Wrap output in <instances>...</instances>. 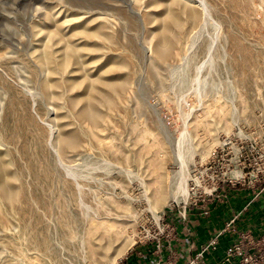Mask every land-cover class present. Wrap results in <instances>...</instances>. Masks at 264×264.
I'll return each mask as SVG.
<instances>
[{
  "label": "rangeland",
  "instance_id": "obj_1",
  "mask_svg": "<svg viewBox=\"0 0 264 264\" xmlns=\"http://www.w3.org/2000/svg\"><path fill=\"white\" fill-rule=\"evenodd\" d=\"M63 1L0 0V264H121L228 189L264 201V0Z\"/></svg>",
  "mask_w": 264,
  "mask_h": 264
},
{
  "label": "crops",
  "instance_id": "obj_2",
  "mask_svg": "<svg viewBox=\"0 0 264 264\" xmlns=\"http://www.w3.org/2000/svg\"><path fill=\"white\" fill-rule=\"evenodd\" d=\"M226 196L225 201L209 207L207 216L201 215L199 209L187 208L185 220L171 221L174 228L171 239L137 247L121 264H189L217 235L216 249L204 251L203 264H226L225 250L241 232L259 236L264 228L262 192L236 188L228 189ZM231 218L232 227L221 233Z\"/></svg>",
  "mask_w": 264,
  "mask_h": 264
},
{
  "label": "built area",
  "instance_id": "obj_3",
  "mask_svg": "<svg viewBox=\"0 0 264 264\" xmlns=\"http://www.w3.org/2000/svg\"><path fill=\"white\" fill-rule=\"evenodd\" d=\"M183 209L185 210V207H183ZM185 213L184 211V216L182 215L183 220L186 219ZM201 215H209V209L203 208ZM233 223L234 219L231 218L224 225L221 233L231 228ZM167 227H169L171 231H174L173 226L171 227L170 224H168ZM218 236L219 235L211 239L205 248L210 250L216 249ZM204 251L199 252L197 258L189 264H203ZM225 256L226 264H264V228L262 234L259 236H254L249 231L241 232L237 239L226 248Z\"/></svg>",
  "mask_w": 264,
  "mask_h": 264
},
{
  "label": "bare ground",
  "instance_id": "obj_4",
  "mask_svg": "<svg viewBox=\"0 0 264 264\" xmlns=\"http://www.w3.org/2000/svg\"><path fill=\"white\" fill-rule=\"evenodd\" d=\"M47 1H50V2H48V3H50V4H56L57 6H59V8L58 9H60V8H62L64 5H66V7H68L67 6V4L65 3V1H63V0H47ZM191 1V0H190ZM194 2H197V3H199V6H201V7H204V4H203V1L202 0H193ZM192 1V2H193ZM193 4V3H192ZM125 6H126V8L128 9V10H130V1L129 0H126V2H125ZM69 8V7H68ZM87 8V10L86 11H88V12H86L85 14L86 15H89L90 14V11H94V12H96V11H101L100 13H97V14H103V15H106L107 17H109V18H114V19H116V20H118V21H120V19H122V18H119V10L117 9V8H115V6H112V7H110V6H103V5H97V6H94V7H86ZM185 8V7H184ZM185 9H187V7L185 8ZM62 12V11H61ZM190 12V11H189ZM92 13V12H91ZM95 13H93L92 15L90 14L89 16L90 17H92L93 15H94ZM196 14H198V10H197V13ZM196 14L195 13H192V11H191V16H188L189 18H191V20H192V18H194V17H196ZM118 17H117V16ZM188 15H190V13L188 14ZM204 16H208V14L207 13H205V15ZM121 17V16H120ZM205 17V18H206ZM94 19V18H93ZM96 19V18H95ZM171 19V18H170ZM177 19V18H176ZM205 20H207V18L205 19ZM204 20V21H205ZM170 21V20H169ZM177 21V20H176ZM179 21V20H178ZM171 23H174L173 21L171 22ZM203 23V22H202ZM174 25V27H175V25H178V24H173ZM170 27V26H169ZM178 27V26H177ZM171 28V27H170ZM180 29H181V27H179ZM179 28H176V29H179ZM165 29H166V24H165ZM164 29V30H165ZM168 29V28H167ZM172 29V28H171ZM171 29H168V30H170V31H168V32H171L172 30ZM163 30V32H165ZM164 34V33H163ZM174 34H176V33H174ZM87 35V34H86ZM171 35V34H170ZM103 36H104V34H103ZM163 36V35H162ZM91 37V36H90ZM164 37V36H163ZM167 37V36H166ZM172 38V37H171ZM173 39V38H172ZM171 40V39H170ZM161 40H159V42H160ZM174 41V40H173ZM162 42H163V44L165 45L162 49H160V45L162 44ZM161 43H160V45H158L159 47H158V49H159V51H157L156 52V55H157V57L159 58V60L160 59H165V58H167L168 57V55H169V46H171L170 45V43H172V41H169V40H167L166 38L164 39L163 38V41H162ZM175 42V41H174ZM157 44H158V42H157ZM183 56V55H182ZM185 59V58H184ZM184 59H182V61L184 60ZM45 60H48V59H45ZM184 62V61H183ZM182 65V64H181ZM185 66V65H184ZM187 66V65H186ZM178 67H180V66H178ZM174 68H176V67H174ZM187 68V67H186ZM172 69V68H171ZM170 69V70H171ZM177 69V68H176ZM175 69V70H176ZM180 69H181V67H180ZM179 69V70H180ZM184 69H185V67H184ZM172 71V70H171ZM181 71V70H180ZM185 72V71H184ZM195 72H196V70H195ZM182 73V72H181ZM199 69H198V71L194 74L195 76H194V80H196V83H199ZM175 74V73H174ZM173 76V75H172ZM179 77V76H178ZM174 78V77H173ZM184 78V77H183ZM177 81H178V78H177ZM182 82H184V81H182ZM201 84V83H200ZM87 114V113H86ZM89 117V116H88ZM89 119V118H88ZM90 119L92 120V122L94 121V120H96L95 119V116L93 115V114H90ZM89 119V120H90ZM65 136V135H64ZM69 137H71L70 135H69ZM75 139H76V137L74 138V139H70V142H68L67 144H68V146L69 147H73V149H74V147L76 146V141H75ZM39 142V141H38ZM64 142V141H63ZM40 143V142H39ZM67 144H66V146H67ZM63 147V146H62ZM77 147H79V146H77ZM64 149V148H63ZM70 149V148H69ZM73 149H72V151H73ZM69 151V150H68ZM71 151V150H70ZM73 152H76V151H73ZM78 152V151H77ZM101 162V161H100ZM103 162H105V161H103ZM103 162H101V163H98L99 165L100 164H102ZM106 163H107V161H106ZM106 163H105V165H106ZM108 165H109V163H107ZM98 165V166H99ZM97 166V167H98ZM99 168V167H98ZM55 169V168H54ZM102 169V168H101ZM74 176H76V175H74ZM79 176V175H78ZM79 178V177H78ZM87 178V177H86ZM92 178V177H91ZM90 178V179H91ZM94 178V177H93ZM75 179H76V177H75ZM103 180V179H102ZM79 185V184H78ZM100 186H101V184H99ZM95 186H97V185H95ZM99 186V187H100ZM68 188V187H67ZM78 188H80V187H78ZM91 188V187H90ZM93 190H95V189H93ZM79 191H81V190H79ZM78 191V192H79ZM69 192V191H68ZM80 193V192H79ZM67 194V193H66ZM178 194H180L181 196H184V191L182 190V187H178L174 192H173V194H172V198L173 199H176V197H177V195ZM82 195V194H81ZM68 196L70 197V194H68ZM72 197H73V195H71ZM83 196V195H82ZM71 198V197H70ZM72 200V199H71ZM74 200H75V198H74ZM74 200H72V203H73V201ZM82 200V199H81ZM69 202V201H68ZM81 202V201H80ZM77 203H78V201H77ZM83 203V202H82ZM70 204V203H69ZM65 205V204H64ZM82 205V204H81ZM86 205V204H85ZM68 206L69 205H67V206H65V207H67L68 208ZM89 207V206H88ZM91 208V207H90ZM150 208H152V207H150ZM88 209V208H87ZM65 212H66V210H65ZM64 212V213H65ZM68 220V219H67ZM67 220H66V222H67ZM74 219H72L71 221H73ZM65 221V220H64ZM64 221H63V223H64ZM65 222V223H66ZM68 223H70V222H68ZM67 223V224H68ZM62 224V223H61ZM70 226L72 225V224H69ZM75 225V224H74ZM61 226H63V225H61ZM68 226V225H67ZM76 226V225H75ZM67 228V227H66ZM75 228V227H74ZM74 228H73V230H74ZM61 229V228H60ZM69 230H70V228H68ZM76 229V228H75ZM71 230H72V228H71ZM62 231V230H61ZM66 231V230H65ZM61 234H63V233H61ZM60 234V235H61ZM65 234V233H64Z\"/></svg>",
  "mask_w": 264,
  "mask_h": 264
}]
</instances>
